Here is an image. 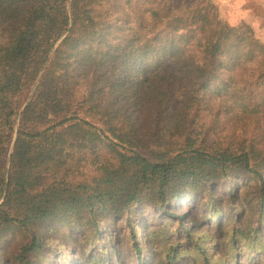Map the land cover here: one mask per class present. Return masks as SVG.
Here are the masks:
<instances>
[{"label": "trees", "instance_id": "1", "mask_svg": "<svg viewBox=\"0 0 264 264\" xmlns=\"http://www.w3.org/2000/svg\"><path fill=\"white\" fill-rule=\"evenodd\" d=\"M160 1L0 0V248L31 233L0 264H110L119 222L145 264L149 239L190 241L203 223L176 213L186 201L264 254V44ZM222 123L242 134L209 145ZM69 231L85 233L77 249Z\"/></svg>", "mask_w": 264, "mask_h": 264}, {"label": "rangeland", "instance_id": "2", "mask_svg": "<svg viewBox=\"0 0 264 264\" xmlns=\"http://www.w3.org/2000/svg\"><path fill=\"white\" fill-rule=\"evenodd\" d=\"M171 7L180 15H189L194 7L209 8L215 16L231 27H243L249 26L254 30L258 40L264 44V0H211V4H207L202 0H166ZM126 2V0H125ZM157 2H161L157 0ZM176 102V101H174ZM26 106V105H25ZM207 118V117H205ZM205 118L198 121L196 135H203L206 130L207 122L210 120H205ZM222 126L215 128L209 137L208 144L219 145L220 147H227L237 141L238 136L242 134L241 130L237 132L232 129V126L222 123ZM205 126V127H204ZM205 128V129H204ZM245 137V136H243ZM241 139V138H240ZM180 143L178 147L182 146ZM251 186L254 185V181H247ZM244 184V181H243ZM222 192L219 189V193ZM242 196L245 194V190L242 188ZM221 194V193H220ZM185 204L188 206L191 204V208L184 207L176 210V213H184L187 210H194L198 213V219H203V223L199 226L197 232L192 236L191 240L188 241L185 236L182 241L179 242L176 229L174 228V235L170 238L167 234L165 237L153 238L148 240V248H152L153 251L146 253L143 263L145 264H205V258H208L210 264H264V254H260L258 250L248 251L246 245L241 242H236L235 244L228 243L227 232L229 227H226L221 236L218 235L214 225H209V218L203 216L200 212L202 207H198L191 201H186ZM135 214L142 218L141 220H152V216H158V213L149 207L142 208L138 210ZM170 220V219H169ZM151 225V229H157L159 232L166 233L170 227L161 226V223H144L143 225ZM142 225V226H143ZM110 229L113 242L118 250V253L111 254L110 264H117L119 257H123L125 264H136L137 257L132 253V242H131V228L124 222H119L116 226L110 223L108 226ZM164 228V229H163ZM173 228V226L171 227ZM43 232V230H39ZM161 232V233H162ZM35 233V232H34ZM85 233L83 231L78 232H68L65 238L70 235L68 239L69 244L77 249V246L72 243V238L82 239ZM28 236L20 234L18 237H8L5 244L0 248V260H5L10 257L13 258L19 253L21 249V244L28 241ZM64 236V235H62ZM59 240H62L59 238ZM54 244V243H53ZM104 244H109V241H104ZM197 245V246H196ZM219 246V248L217 247ZM235 245V247H234ZM245 247H244V246ZM173 249H177L176 258L174 261L167 259L169 255L174 253ZM111 253V248L109 251ZM69 262L76 264L78 257L74 254L71 255ZM62 256H57L53 260L55 264H63L61 261Z\"/></svg>", "mask_w": 264, "mask_h": 264}]
</instances>
